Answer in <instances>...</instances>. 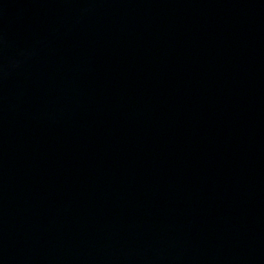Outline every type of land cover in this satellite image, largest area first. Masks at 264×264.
Returning a JSON list of instances; mask_svg holds the SVG:
<instances>
[{
  "label": "water",
  "instance_id": "95a60500",
  "mask_svg": "<svg viewBox=\"0 0 264 264\" xmlns=\"http://www.w3.org/2000/svg\"><path fill=\"white\" fill-rule=\"evenodd\" d=\"M0 264H264V0H0Z\"/></svg>",
  "mask_w": 264,
  "mask_h": 264
}]
</instances>
